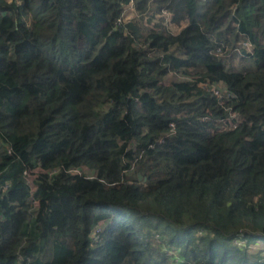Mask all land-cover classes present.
I'll use <instances>...</instances> for the list:
<instances>
[{
	"label": "trees",
	"instance_id": "trees-1",
	"mask_svg": "<svg viewBox=\"0 0 264 264\" xmlns=\"http://www.w3.org/2000/svg\"><path fill=\"white\" fill-rule=\"evenodd\" d=\"M257 240L264 0H0V264H264Z\"/></svg>",
	"mask_w": 264,
	"mask_h": 264
},
{
	"label": "rangeland",
	"instance_id": "rangeland-1",
	"mask_svg": "<svg viewBox=\"0 0 264 264\" xmlns=\"http://www.w3.org/2000/svg\"><path fill=\"white\" fill-rule=\"evenodd\" d=\"M133 9H134V7H130V6H128V7L126 8V11H125V13H124V18H125V19L128 20L129 18L133 17V16L136 14V12H135ZM170 17H171V16L168 15L166 12H163V15H158V16L154 17V18L152 19L151 23H148V24H150V25H154V24H156L157 22L161 21V22L163 23V25H165L169 30H171V31H173V32H177V31L179 30L180 26H177V25L171 23V22H170V19H171ZM24 19L27 21L28 24H30V23L32 22V19H31V17L29 16V14H27V15L24 17ZM182 25H184V22L182 23ZM247 47H248V46H247ZM175 78H176V79H175ZM179 78H180V77H179L178 75H177V77H176V76L174 77V75H170V76L168 77V80H169V81H171V80H173V79L177 80V79H179ZM234 244L237 245L238 247H239V246H241L242 248L245 247L244 244H243V242H241L240 240H239V241H235ZM160 245H161V244H160ZM247 248H248V251H249V252L254 253V252H257V251H259V250H264V243H263L262 241H260V240H257V241L254 242V243H250V244L247 246ZM168 249H169V247H167L166 245L162 244V250H163L167 255H172V254L177 255V254H178L174 249H171V250H168ZM167 251H168V252H167Z\"/></svg>",
	"mask_w": 264,
	"mask_h": 264
},
{
	"label": "built area",
	"instance_id": "built-area-1",
	"mask_svg": "<svg viewBox=\"0 0 264 264\" xmlns=\"http://www.w3.org/2000/svg\"><path fill=\"white\" fill-rule=\"evenodd\" d=\"M212 90H213V92H214L215 94H218V93H219V92H218V89L212 88Z\"/></svg>",
	"mask_w": 264,
	"mask_h": 264
}]
</instances>
